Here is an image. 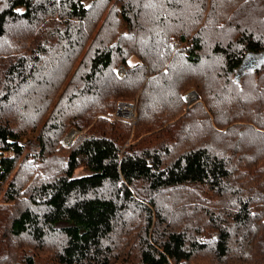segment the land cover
<instances>
[{"label":"trees","instance_id":"obj_1","mask_svg":"<svg viewBox=\"0 0 264 264\" xmlns=\"http://www.w3.org/2000/svg\"><path fill=\"white\" fill-rule=\"evenodd\" d=\"M261 1L0 0V264H264Z\"/></svg>","mask_w":264,"mask_h":264},{"label":"rangeland","instance_id":"obj_2","mask_svg":"<svg viewBox=\"0 0 264 264\" xmlns=\"http://www.w3.org/2000/svg\"><path fill=\"white\" fill-rule=\"evenodd\" d=\"M252 2V1H251ZM261 5H263L264 6V1H261ZM111 7V5L106 9V11H105V13L100 17V20H99V25L105 20V18H106V14H107V11L109 10V8ZM252 20H260V15L259 16H257L256 18H251ZM259 23V22H258ZM137 62V58H135L134 56H130V58L128 59V65H133V64H135ZM74 71H75V67H74V69L72 70V72H70L72 75H73V73H74ZM115 74L117 75V77H124L125 76V74H126V68L123 66V65H118L117 67H116V70H115ZM66 86H67V83L66 84H62L60 87H61V89H60V91L57 93V95L55 96V97H53V98H51L52 100H53V102L51 103V107H50V110L47 112V114H45L43 117H41V118H44V117H48V116H50L51 114L53 115V107L52 106H55V104L56 103H58V102H60L61 101V98H62V96L64 95V93H65V88H66ZM183 98H184V102H185V105H184V110H185V112H187V110L191 107V105H193L196 101H198V99H199V96H198V94H197V92H196V90L193 88V87H190V88H188L187 89V91H185L184 93H183ZM191 99V100H190ZM119 102H125V103H129V104H131L132 106H133V108H132V111H131V113H130V116L129 117H126L125 115H128V112H124L125 114H123V116H117L116 115V109H117V105H116V107H115V111H114V114H113V116L115 117V118H119V120H123V121H126L128 124H129V126L131 127V129H132V127H134L135 126V124H136V112H137V107H136V104H135V102H132L131 100H127V99H120V101ZM118 102V103H119ZM129 120V121H127V120ZM42 124V123H41ZM41 124H40V126H41ZM41 132V129L38 131V133H40ZM78 134V131L77 130H75L73 127H70L63 135H62V137L60 138V140H59V142H60V144L63 146V147H68L71 143H72V141H73V139L75 138V136ZM27 139H29V138H27ZM26 139V140H27ZM37 139H38V134L36 133L33 137H31V139H30V141L32 142V146H26V149H25V151H24V154H23V156L21 157V159H20V161H19V163H18V166L16 167V169L12 172V175L9 177V179L11 178V177H14V176H16V177H20L21 175H24V173H25V164L27 163V159H28V157H32V158H34L35 159V161L36 160H38L39 158L37 157H34L33 156V153H36V154H34V155H37L39 152L38 151H40L39 149H38V146L36 145V142H37ZM68 140V142L67 143H65L67 140ZM122 148H125V147H122ZM38 152V153H37ZM38 167V166H37ZM87 172H85L84 170H78V171H76V175L77 176H79V175H84V174H86ZM5 190H6V186H3V187H1L0 188V228L1 227H3V225L5 224L4 223V217H3V212H4V207H3V205H4V202H5V200L3 199V193L5 192Z\"/></svg>","mask_w":264,"mask_h":264},{"label":"built area","instance_id":"obj_3","mask_svg":"<svg viewBox=\"0 0 264 264\" xmlns=\"http://www.w3.org/2000/svg\"><path fill=\"white\" fill-rule=\"evenodd\" d=\"M132 108H133V106L131 104H129V103L119 102L118 105H117V109H116V115L117 116L118 115L119 116H123V114H125L124 112H128V115H125V116L126 117H129L130 116V113L132 111ZM127 121H129V120H127ZM67 142H68V140L65 143H67Z\"/></svg>","mask_w":264,"mask_h":264},{"label":"bare ground","instance_id":"obj_4","mask_svg":"<svg viewBox=\"0 0 264 264\" xmlns=\"http://www.w3.org/2000/svg\"><path fill=\"white\" fill-rule=\"evenodd\" d=\"M191 100V99H190Z\"/></svg>","mask_w":264,"mask_h":264}]
</instances>
